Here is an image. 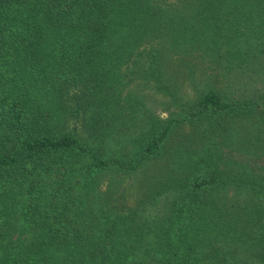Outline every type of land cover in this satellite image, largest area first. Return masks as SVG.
Listing matches in <instances>:
<instances>
[{"label": "trees", "instance_id": "trees-1", "mask_svg": "<svg viewBox=\"0 0 264 264\" xmlns=\"http://www.w3.org/2000/svg\"><path fill=\"white\" fill-rule=\"evenodd\" d=\"M261 82L264 0H0V264H264Z\"/></svg>", "mask_w": 264, "mask_h": 264}, {"label": "rangeland", "instance_id": "rangeland-1", "mask_svg": "<svg viewBox=\"0 0 264 264\" xmlns=\"http://www.w3.org/2000/svg\"><path fill=\"white\" fill-rule=\"evenodd\" d=\"M199 73L200 71L198 72V74ZM198 74H197V78L200 79ZM178 82L181 86L183 85V87L185 86L184 85L185 83L187 84V82L182 77L179 76H178ZM256 88H264V84L261 82L254 85L253 87H249L248 94L254 92ZM130 89L135 94H139L140 96H142L146 104L151 108V110H153L161 118H168L169 114L179 111L178 108H176L173 104L169 102L168 98L163 96L161 92H156V90L149 84H143L142 82L137 81L132 84ZM183 90L185 91V89ZM234 94L235 95L241 94V90L235 91ZM226 152L227 150L224 149V153Z\"/></svg>", "mask_w": 264, "mask_h": 264}]
</instances>
